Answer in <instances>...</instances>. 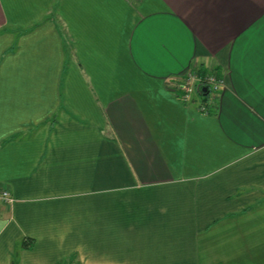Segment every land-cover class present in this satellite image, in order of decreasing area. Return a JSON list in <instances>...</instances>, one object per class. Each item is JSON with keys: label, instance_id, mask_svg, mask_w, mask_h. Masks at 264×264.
Segmentation results:
<instances>
[{"label": "crops", "instance_id": "0c3cea01", "mask_svg": "<svg viewBox=\"0 0 264 264\" xmlns=\"http://www.w3.org/2000/svg\"><path fill=\"white\" fill-rule=\"evenodd\" d=\"M2 30L0 264H264V0H0Z\"/></svg>", "mask_w": 264, "mask_h": 264}, {"label": "built area", "instance_id": "2783aa9c", "mask_svg": "<svg viewBox=\"0 0 264 264\" xmlns=\"http://www.w3.org/2000/svg\"><path fill=\"white\" fill-rule=\"evenodd\" d=\"M208 86L210 93L212 91L217 94L224 85V79L220 78L218 74H207L201 75L199 72L191 70L184 74L182 78L176 83L175 90L182 93V98L184 101H189L197 89L200 86ZM214 94V95H215ZM214 95L212 98L214 99ZM204 108H202V111ZM15 198L13 197L10 190L0 185V204H12L14 203Z\"/></svg>", "mask_w": 264, "mask_h": 264}, {"label": "trees", "instance_id": "16d2710c", "mask_svg": "<svg viewBox=\"0 0 264 264\" xmlns=\"http://www.w3.org/2000/svg\"><path fill=\"white\" fill-rule=\"evenodd\" d=\"M4 32V30H2L0 33H3ZM21 32L23 33V32H26V30H21L20 31V34H21ZM199 72V71H198ZM201 75H207L206 73H204V72H202L201 70H200V72H199ZM204 73V74H203ZM218 74V73H217ZM222 74L223 73H221V72H219V74H218V76L220 77V78H222ZM202 87H204L203 85L202 86H200L198 89H197V91H196V93L198 94V92H199V98L201 99V102H200V104L198 105V107H197V110L198 111H200V112H204V113H209V112H211V110H212V107H213V105L215 104V101H214V99L212 98V93H209V95H205L204 94V92H203V90H202ZM171 90H173V91H176L175 89H171ZM178 92V96H179V98H180V100H182L183 102H186V103H188V102H191L192 100V102H194L195 101V97H192L189 101H184L183 100V98H182V93L181 92H179V91H177ZM202 108H204V110L202 111ZM32 241H24V248H30V246H32ZM12 264H17V261L16 262H12ZM56 264H65V263H62V262H59V263H56Z\"/></svg>", "mask_w": 264, "mask_h": 264}, {"label": "water", "instance_id": "95a60500", "mask_svg": "<svg viewBox=\"0 0 264 264\" xmlns=\"http://www.w3.org/2000/svg\"><path fill=\"white\" fill-rule=\"evenodd\" d=\"M202 90H203V92H204L205 95H209L210 90H209L208 86L202 87Z\"/></svg>", "mask_w": 264, "mask_h": 264}, {"label": "rangeland", "instance_id": "374dc122", "mask_svg": "<svg viewBox=\"0 0 264 264\" xmlns=\"http://www.w3.org/2000/svg\"><path fill=\"white\" fill-rule=\"evenodd\" d=\"M215 75H216V73H215ZM215 94V92L214 91H212V96Z\"/></svg>", "mask_w": 264, "mask_h": 264}]
</instances>
